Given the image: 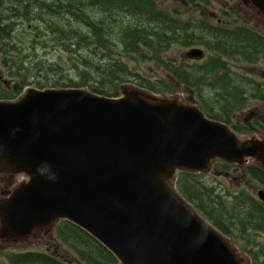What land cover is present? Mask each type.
<instances>
[{
  "label": "water",
  "instance_id": "95a60500",
  "mask_svg": "<svg viewBox=\"0 0 264 264\" xmlns=\"http://www.w3.org/2000/svg\"><path fill=\"white\" fill-rule=\"evenodd\" d=\"M236 1L264 18V0ZM217 160L264 169V138L241 135L180 96L28 87L0 100V242L35 238L64 220L119 264H248L174 188L179 172H209ZM45 163L55 181L37 175ZM257 196L264 201L263 190Z\"/></svg>",
  "mask_w": 264,
  "mask_h": 264
},
{
  "label": "trees",
  "instance_id": "16d2710c",
  "mask_svg": "<svg viewBox=\"0 0 264 264\" xmlns=\"http://www.w3.org/2000/svg\"><path fill=\"white\" fill-rule=\"evenodd\" d=\"M184 1L196 4L207 0ZM8 18L33 23L36 36L41 23L45 35L50 34L67 52L69 73L80 78L72 83L71 78L44 82L41 77L38 88H86L117 97L120 85L132 83L151 93L169 92L168 81L145 78L132 71L125 60L151 61L165 70L173 83L188 88L208 117L229 124L239 134L250 130L232 121L235 113L252 101L264 103V81L228 64L252 66L264 58V34L244 24L183 19L177 9H163L156 0H0L1 60L7 75L16 79H21L26 57L24 48L16 47L13 26L3 24ZM174 45L200 46L208 55L202 60L172 62L165 59V53ZM20 93L21 86L13 84L7 89L0 81V100L14 99ZM254 126L262 128L258 122ZM216 168L232 167L221 162ZM243 170L264 186V170L252 165ZM207 181L202 174L182 171L177 174L176 188L197 212L248 254L252 264H264L258 252L249 251L258 246L257 238L264 236V202L243 189L231 192ZM54 233L80 264H119L106 248L70 222H59ZM4 257L8 264H66L56 253L45 251L8 252Z\"/></svg>",
  "mask_w": 264,
  "mask_h": 264
},
{
  "label": "rangeland",
  "instance_id": "374dc122",
  "mask_svg": "<svg viewBox=\"0 0 264 264\" xmlns=\"http://www.w3.org/2000/svg\"><path fill=\"white\" fill-rule=\"evenodd\" d=\"M156 1L157 4L163 9L169 11L177 9L179 15L183 19L188 17L202 18L213 24L218 23L221 25H232V23H239L247 25L252 29L264 34V18L256 15L254 11L246 9L240 2L236 0H207L204 3L196 4H189L184 0ZM3 24L13 26L12 34H15L14 40H16L17 44H19L16 47L20 49L24 48L23 55L26 58L25 64L23 65V74L20 75L21 79H16L7 75V72L3 67L0 55V81L2 83H7L10 85L16 84L17 86H21V92H23V90L28 87L38 89V82L41 77H44V82H47L50 79L54 80L61 78H71L72 83L80 81V78H76L72 72L69 73L68 67H70V63H66L68 60L67 52L64 51L62 47H59L54 40L50 39V34L45 35V32L42 30L43 25L41 23L37 24L41 27L37 36V31L35 32V30L32 29L33 23H21L8 18L3 20ZM195 48L204 51V58L208 55V53L204 50L203 47L195 46ZM190 49L191 47L188 48L174 45L165 53V59L176 63L183 61L190 62L193 60H198L196 58L187 57L186 54ZM76 55L78 57L80 56L78 53H76ZM125 61L127 62L129 68L132 69V71L144 76L145 78H148L152 81L156 79H164L171 84L169 92L160 91L159 93L152 94L159 95L162 97L180 96L181 100L184 103L194 104V97L190 90L181 85L173 83L168 73L163 70L159 65H157V63L151 61L139 63L133 62L131 60ZM228 64L233 69L242 70L244 72L249 73L251 76L257 78L258 80L264 81V58L262 60H259L255 65L252 66L235 64L232 62H228ZM57 68H59L58 71L56 70ZM48 72H51L52 75H47L46 73ZM132 86V83H125L120 85L119 94H121L122 88H132ZM5 87L7 88L6 84ZM21 94L22 93L15 96L14 99L19 97ZM251 113H256L259 116L251 120L253 121L252 124L254 125L255 122H258L262 125V128H258L255 126L257 129H254L252 133L246 135L254 134L258 137L264 138V120L262 121L260 119L262 118V116H264V103L259 101L250 102L245 107L237 111L235 116L239 121L235 120L234 122L241 123L242 125H244V120L249 119ZM220 163L221 161H216L213 164L210 172L202 173V177L208 180L207 183L219 185L220 187H224L231 192H236L240 189H243L246 192L252 194L253 197L259 199L257 193L261 189L264 190V186L256 183L254 180L248 177L243 168H230L229 170H221L220 168H216V166ZM213 168L215 171L213 170ZM199 174L201 175V173ZM176 184L177 178L174 181V188L177 190ZM55 225L52 227L50 232H44L40 235H37L35 238L31 237L23 242L6 244L0 242V264H8L6 258L2 256L3 252L8 253L23 251H46L50 253H56L57 256L66 264H80L73 252L55 239ZM257 242L258 246L254 250L249 251L252 254L258 252L264 259V236L258 237ZM244 255L246 256H244L245 258L248 257V254H246L245 252ZM246 260H248V264H252L249 257Z\"/></svg>",
  "mask_w": 264,
  "mask_h": 264
},
{
  "label": "clouds",
  "instance_id": "9594fccd",
  "mask_svg": "<svg viewBox=\"0 0 264 264\" xmlns=\"http://www.w3.org/2000/svg\"><path fill=\"white\" fill-rule=\"evenodd\" d=\"M37 175L43 177L44 179H47L49 181H55L56 175L53 173L50 169V166L48 164H42L37 166L36 169Z\"/></svg>",
  "mask_w": 264,
  "mask_h": 264
},
{
  "label": "flooded vegetation",
  "instance_id": "af4514ba",
  "mask_svg": "<svg viewBox=\"0 0 264 264\" xmlns=\"http://www.w3.org/2000/svg\"><path fill=\"white\" fill-rule=\"evenodd\" d=\"M3 84H4V85L6 84L7 89H10L11 86H12V85L7 84V83H3ZM257 117H259L258 114H256V113H251L250 118L247 119V120H244V123H243V124H244L245 126H247L249 129H253V128H254V127L252 126V122H253V121H251V120H252L253 118H257ZM263 117H264V116H262V118H260L262 121L264 120ZM234 120L239 121L235 115H234ZM23 179H25V178H23V177H19V178H18V181H21V180H23ZM0 197H1V195H0ZM37 235H40V234H37ZM37 235H36V236H37Z\"/></svg>",
  "mask_w": 264,
  "mask_h": 264
}]
</instances>
